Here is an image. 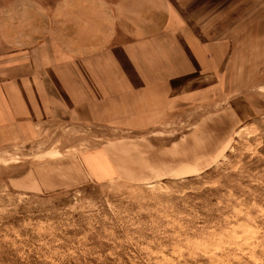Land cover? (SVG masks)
Instances as JSON below:
<instances>
[{
  "label": "rangeland",
  "instance_id": "rangeland-1",
  "mask_svg": "<svg viewBox=\"0 0 264 264\" xmlns=\"http://www.w3.org/2000/svg\"><path fill=\"white\" fill-rule=\"evenodd\" d=\"M167 1L158 40L66 61L80 103L127 95L110 123L70 105L0 149V264H264V65L236 84L207 48L253 0Z\"/></svg>",
  "mask_w": 264,
  "mask_h": 264
},
{
  "label": "crops",
  "instance_id": "crops-1",
  "mask_svg": "<svg viewBox=\"0 0 264 264\" xmlns=\"http://www.w3.org/2000/svg\"><path fill=\"white\" fill-rule=\"evenodd\" d=\"M237 7L243 10L238 20L251 21L243 26L238 21L231 33L235 44L229 43L227 24L222 26L226 39L207 46L221 62L210 72L236 84L264 65V55L256 54L264 51V0ZM169 8L167 0H0V149L35 139L37 129L55 119L73 121L63 119L70 105L78 115H89L80 121L110 123V115L120 111L116 101L127 95L111 86L114 93L98 105L80 103L69 91L66 61L114 51L123 39L158 40L170 27Z\"/></svg>",
  "mask_w": 264,
  "mask_h": 264
}]
</instances>
